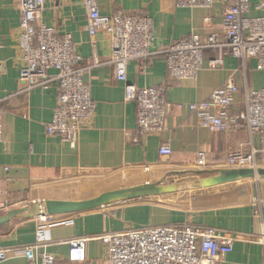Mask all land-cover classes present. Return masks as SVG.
<instances>
[{
    "label": "crops",
    "instance_id": "0c3cea01",
    "mask_svg": "<svg viewBox=\"0 0 264 264\" xmlns=\"http://www.w3.org/2000/svg\"><path fill=\"white\" fill-rule=\"evenodd\" d=\"M249 1L246 15H261L255 9L259 0ZM20 2L0 0V215L32 201L85 200L144 185L174 190L120 194L101 207L77 213L16 217L0 230V246L30 244L36 230L43 228L48 242L43 250L55 257V264H106L101 240L86 241L82 261L69 259V246L63 241L128 228L190 223L240 236L217 264H264V245L258 242L264 236V179L223 184L209 181L229 169L228 156L239 149H256L257 166L264 167V133L250 137L243 127L211 132L189 110L191 103L205 100L227 79L239 86L231 109L242 110L244 85L264 87V70L255 69L256 61L251 59L243 66L226 50L207 48L193 81L171 77L162 55L130 62L126 67L128 82L137 87L164 86L169 103L164 131L140 136L135 103L124 99V83L115 79L109 63V36L103 31L89 36L83 0H44L41 22L53 26L59 35L70 34L81 56L80 66L93 59L101 63L84 74L95 110L71 144L46 133L56 104V84L19 92ZM96 2L102 14L148 15L153 22L154 46L162 48L191 35L202 43L212 36L222 40L223 13L231 0H215L209 8L178 7L176 0ZM212 60H218L215 66ZM163 144L171 149L168 157L159 153ZM200 153L204 155L202 165L197 162ZM254 199L263 201L256 212ZM0 264H27V259L10 254Z\"/></svg>",
    "mask_w": 264,
    "mask_h": 264
},
{
    "label": "built area",
    "instance_id": "2783aa9c",
    "mask_svg": "<svg viewBox=\"0 0 264 264\" xmlns=\"http://www.w3.org/2000/svg\"><path fill=\"white\" fill-rule=\"evenodd\" d=\"M215 0H176L178 7L209 8ZM87 11V30L90 37L98 31L110 39L109 63L114 67L115 79L124 83V99L136 106V128L140 136L159 134L165 129L169 111L164 86L137 87L127 80L126 67L130 62L147 60L156 55L165 58L169 75L180 81H193L203 66V51L226 50L244 66L256 61L255 69L264 70V0L255 9L261 15L249 17V0H231L223 13V39L212 36L202 43L194 36H185L174 43L156 48L152 19L146 14H127L121 11L102 14L96 0H83ZM44 0H21V20L18 47L20 50L19 92L34 88H48L56 84V104L51 121L46 126L48 135H58L74 144L77 134L87 124L95 110L90 87L84 74L101 63L97 59L80 66L81 56L70 34L59 35L53 26L41 22ZM209 18H207L208 20ZM2 47L0 39V49ZM218 60H212L215 66ZM2 61L0 60V73ZM53 71V72H51ZM239 86L227 79L200 102L189 105L200 125L211 132H229L243 127L250 137L264 133V87L253 89L244 85V107L233 112V95ZM1 101V99H0ZM3 110L0 107V140L3 136ZM159 153L170 156L171 149L163 144ZM253 147L229 154V168L257 167ZM198 164L204 155H198ZM263 201L254 199L255 212ZM97 238L106 248V264H217L230 252L239 235H228L219 229L190 223L128 228L106 232L95 237H74L63 242L69 246V259L84 260L87 240ZM264 245V236L258 239ZM45 231L38 228L35 239L27 245L0 246V262L10 254L24 256L27 264H55V257L44 251Z\"/></svg>",
    "mask_w": 264,
    "mask_h": 264
},
{
    "label": "water",
    "instance_id": "95a60500",
    "mask_svg": "<svg viewBox=\"0 0 264 264\" xmlns=\"http://www.w3.org/2000/svg\"><path fill=\"white\" fill-rule=\"evenodd\" d=\"M248 178H258L264 179V167H243V168H229L225 171H222L218 175H215L210 178V182L213 184H223L229 182H235ZM136 190L144 191H155V192H170L174 188H155L153 185H144L138 186L136 188L106 192L102 193L99 196L85 199V200H41V201H32L29 204L13 208L7 211L5 214L0 215V226L9 223L12 219L16 217L21 218H36L39 216H49L55 214H70L77 213L82 211H87L101 207L109 202H111L114 197L120 194H129Z\"/></svg>",
    "mask_w": 264,
    "mask_h": 264
},
{
    "label": "rangeland",
    "instance_id": "374dc122",
    "mask_svg": "<svg viewBox=\"0 0 264 264\" xmlns=\"http://www.w3.org/2000/svg\"><path fill=\"white\" fill-rule=\"evenodd\" d=\"M141 191H143V190H136L135 193H139V192H141Z\"/></svg>",
    "mask_w": 264,
    "mask_h": 264
},
{
    "label": "trees",
    "instance_id": "16d2710c",
    "mask_svg": "<svg viewBox=\"0 0 264 264\" xmlns=\"http://www.w3.org/2000/svg\"><path fill=\"white\" fill-rule=\"evenodd\" d=\"M6 225H7V224L0 226V230H1L3 227H5Z\"/></svg>",
    "mask_w": 264,
    "mask_h": 264
}]
</instances>
